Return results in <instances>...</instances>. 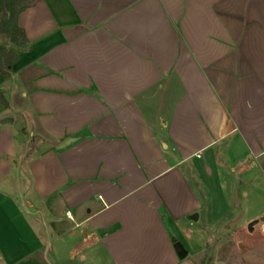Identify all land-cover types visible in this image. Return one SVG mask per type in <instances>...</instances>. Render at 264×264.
I'll use <instances>...</instances> for the list:
<instances>
[{"label":"crops","instance_id":"0c3cea01","mask_svg":"<svg viewBox=\"0 0 264 264\" xmlns=\"http://www.w3.org/2000/svg\"><path fill=\"white\" fill-rule=\"evenodd\" d=\"M28 1L26 45L0 35L19 55L0 72V264H184L176 245L201 255L243 217L252 235L264 0ZM255 240L244 264H264Z\"/></svg>","mask_w":264,"mask_h":264},{"label":"rangeland","instance_id":"374dc122","mask_svg":"<svg viewBox=\"0 0 264 264\" xmlns=\"http://www.w3.org/2000/svg\"><path fill=\"white\" fill-rule=\"evenodd\" d=\"M243 217V224L241 229L235 231L236 235L232 236L229 231L219 230L212 233L205 238L209 242L210 248L204 251L203 254H193V250L188 245H184V251L189 252V256L184 260V264H244L241 259V253L253 243V240H260L264 236L262 227L263 222L260 221L256 225L255 232L249 234L248 223L245 228ZM231 235V237H229ZM255 240V241H256ZM216 241V242H215ZM216 243V244H215Z\"/></svg>","mask_w":264,"mask_h":264},{"label":"trees","instance_id":"16d2710c","mask_svg":"<svg viewBox=\"0 0 264 264\" xmlns=\"http://www.w3.org/2000/svg\"><path fill=\"white\" fill-rule=\"evenodd\" d=\"M28 7V0H2L0 35L7 37L14 45L24 46L27 43L24 30L18 26V18ZM18 60V54L0 45V72L4 78L11 76L12 67Z\"/></svg>","mask_w":264,"mask_h":264},{"label":"water","instance_id":"95a60500","mask_svg":"<svg viewBox=\"0 0 264 264\" xmlns=\"http://www.w3.org/2000/svg\"><path fill=\"white\" fill-rule=\"evenodd\" d=\"M2 122H3V123H8V122H12V120H11V119H5V120H3ZM76 140H77V138H70V139H67L66 141H64V142L60 145V149L66 148V147L69 146L70 144L74 143ZM260 221L264 223V218H262ZM255 224H256L255 222H253V223L250 224V226H249V231H250V232L253 231V227H254ZM176 249H177V251H178L180 257H181L182 259H185L186 256H187V253L184 251L182 245H176Z\"/></svg>","mask_w":264,"mask_h":264},{"label":"built area","instance_id":"2783aa9c","mask_svg":"<svg viewBox=\"0 0 264 264\" xmlns=\"http://www.w3.org/2000/svg\"><path fill=\"white\" fill-rule=\"evenodd\" d=\"M66 216L67 218L72 219L70 212H67Z\"/></svg>","mask_w":264,"mask_h":264}]
</instances>
